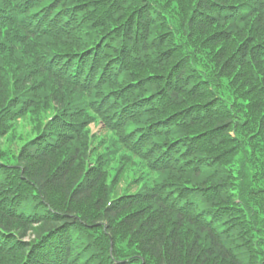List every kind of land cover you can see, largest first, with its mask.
I'll return each instance as SVG.
<instances>
[{
	"label": "trees",
	"instance_id": "trees-1",
	"mask_svg": "<svg viewBox=\"0 0 264 264\" xmlns=\"http://www.w3.org/2000/svg\"><path fill=\"white\" fill-rule=\"evenodd\" d=\"M42 98L58 104L50 128L0 165V258L264 264V0H0V124ZM92 119L115 151L176 179L106 207L101 164L55 156Z\"/></svg>",
	"mask_w": 264,
	"mask_h": 264
},
{
	"label": "rangeland",
	"instance_id": "rangeland-1",
	"mask_svg": "<svg viewBox=\"0 0 264 264\" xmlns=\"http://www.w3.org/2000/svg\"><path fill=\"white\" fill-rule=\"evenodd\" d=\"M2 65H4L5 68L9 70L16 68V62L8 59L2 61ZM16 74L17 70H13L10 74H6L5 71V77L8 78V82H10L11 77L16 76ZM12 84L16 85V91H20L22 89L28 88L31 85L39 87L42 84V80L39 77H35L31 82L23 86V88L20 86V81L15 83L11 82V85ZM53 93L54 90H51L49 87L48 95L51 96ZM72 96L74 95H66L64 99L62 97V103L65 108L68 104L69 98ZM56 106H58V104L55 103L54 100H51V98H46V100L42 98L38 103L35 102L34 106L28 109V112H26L24 116L20 118L18 117L14 120H8L7 122L0 124V165L17 167V159L22 157L21 154L26 149L25 147L27 143L33 138L37 137L41 132L45 130L47 131L50 128L53 116L56 114V112H54ZM86 117L87 116H81L76 117V119H78V122L80 123L82 120L86 119ZM83 131L84 135H77L78 137L76 136V138L68 141L66 144H64V146L60 148L58 147L55 156L59 161L64 159V163L71 162L72 159L85 153V166L87 168L96 167L100 163L101 166L98 168H102L101 173L104 185L108 189V193L105 195L106 207H109V204L112 201L120 200L123 196L127 195L128 197H132L134 202H137L139 200L137 195L144 193L146 189L145 187H152L154 182L158 181L157 178L161 180L176 179V176L174 175L170 176L169 178H164V175L158 176L146 169L141 163L137 165V159L131 158V161L130 158L128 159L127 156L123 154V151H115V144L111 143L108 134L104 131V128L100 125L98 119H92L90 122H88ZM79 140H81V143H79ZM84 144H86V146H84ZM76 151L79 152V155L77 156ZM29 152L33 153L32 150ZM262 152L264 153V148L262 149ZM104 154L106 155V158H101L104 157ZM129 160L131 162H128ZM123 201L124 200L121 201V204L124 203ZM146 209L149 211L141 213V215L149 214L150 216L155 210L153 207H148ZM78 211L82 213L87 219H91L95 215L93 204L82 206L78 209ZM100 224L105 225L106 223L100 222ZM162 224L163 225L161 228H165L167 226V222ZM171 225L172 223H170V227ZM181 231L184 235L188 234L187 237H191L192 240L194 239V236L196 241L199 240V238H196V236H199L201 239V244L205 241L203 240L204 238L201 234L198 235L191 228H189L188 232L186 233L183 232L184 229ZM130 240L132 241V239ZM28 241L30 240L25 238L22 242L28 243ZM8 253L1 256L0 264H13V261H16V251L10 252L11 254ZM238 257L243 259L244 256L243 254H238ZM246 262L247 261L244 260L243 264H246Z\"/></svg>",
	"mask_w": 264,
	"mask_h": 264
}]
</instances>
